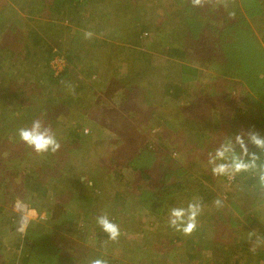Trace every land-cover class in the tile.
<instances>
[{
  "label": "rangeland",
  "instance_id": "1",
  "mask_svg": "<svg viewBox=\"0 0 264 264\" xmlns=\"http://www.w3.org/2000/svg\"><path fill=\"white\" fill-rule=\"evenodd\" d=\"M7 1L10 7L13 5L16 14L12 20L4 23V31H0V44L15 54L11 57L19 62L16 64L21 66L23 73L17 74L15 67L8 61L5 71L14 79L15 84L27 83L29 77L31 78L32 83L28 82L30 84L24 88H33L32 103L35 105L37 101H43L44 97L38 93L41 87L35 89L31 70L37 67L39 71L43 69L42 59L50 49V44L56 46L58 43L63 47L65 43L67 46L72 44L71 33H93L92 38L96 41L91 38L95 42L94 45L86 43L90 49L81 54L80 61L83 62L78 73L66 77L58 87L55 83L48 85L56 97L65 95L75 98L69 107L61 105L55 132H59L58 137H62L65 129L75 126L79 132L78 144L69 152H61L58 157L62 161L60 169L64 168V171L70 169L72 173L85 174L91 173V170L88 171L90 167L97 169L96 179L100 182H96L94 193L101 191L102 194L103 191L104 195L98 193L100 199L98 198L95 204L102 210L100 214H107L110 221L117 224L122 231L117 240H110L108 234L97 224L95 214L91 215L92 219L89 221L73 222L71 229L68 223L56 225V221H52V213L48 210L57 202L52 191L39 187V195L35 194L37 198H32V192L25 187L26 181L22 175L35 169L37 157L34 160L30 155V147L22 142L18 135H14L11 138V142L15 144L14 148L4 149L0 157L5 159L6 154L11 151L12 154H9L18 158L8 163L4 175V187L8 184L6 187L18 194L14 199L5 202L0 213V241L3 242L0 264H21L13 258L15 254L20 253L16 243L18 238L28 234L35 222L51 224L50 228L58 237H54L56 246L63 256L73 254L88 258L90 254V258H96L99 255L112 254L117 260L115 264H218L209 258V254L207 259L200 256L189 257L191 252L199 251V246L204 245L202 239L197 244L189 245L190 239L198 241L196 230L190 235H185L169 226V213L172 208H187L190 202L200 199L193 196L191 191L188 192L190 186L197 187V182H192L194 178L205 184L213 193L209 200L213 203L202 205V211L197 216V226L202 224L212 229L217 218L227 225L230 241L239 240L242 237L240 235H257L259 230L263 232L264 187L257 190L258 193L254 192L256 196L253 195L249 202L239 200V185L243 184L238 181L237 173L230 171L228 175H213L211 171L220 163L231 164V161L227 160V154L224 159L216 158V150L229 143L219 140L218 137H214L212 143H207L200 141L195 134L205 131L204 126L207 127L206 130L213 127L211 122L204 119L208 115L220 113L218 103L226 104V107L236 103L235 106L248 108V100L251 103L258 101L261 107L258 104L253 106L256 115L264 107V0H261V3L248 2L250 8L243 5L249 0H203V4L197 7H208L216 13L211 14L210 11L205 18L194 12V5L190 7L192 0H128V3L139 2L137 5L131 4L132 9L136 7L142 15L148 14L144 15L145 20L141 19L145 22L141 21L139 25H150L141 34L142 41L140 46L134 48L135 52L131 46L136 41V35L120 29L116 22L117 15L114 19L115 16L110 15L109 6L100 2L85 5L81 21L84 20L83 23L87 27L82 28L80 24H76V19H73V23L70 22V16L59 21L51 18L48 23L39 27L41 22H45L42 16L37 14L31 19L22 10L19 0ZM111 1L114 8L120 7L123 2ZM236 4L241 9V17L233 16L229 12ZM215 15L218 20L222 19L220 23L214 18ZM88 18L92 19L90 23H87ZM136 26L138 25L134 21L133 27ZM36 28L48 38L47 45L37 44V40L29 35V31ZM75 39L79 42L78 38ZM106 40L117 47L98 48L97 44H104ZM176 45L185 49L184 55L181 53L177 57L169 56L167 49ZM140 49L146 50L147 53H137ZM54 52L50 67L58 74L64 71L67 61L61 48L56 46ZM9 53L8 50L7 56ZM135 55L143 58L138 61L133 59ZM146 57L152 60L145 59ZM39 60L41 65L37 64ZM176 61L179 65L185 63L196 66L201 72L196 78L190 76L183 79L179 76L180 68L170 66ZM132 63L139 66H133ZM147 63L154 67L148 66ZM149 72L156 73L152 75ZM156 76V80L150 79ZM254 77L261 82L254 81ZM79 80L84 82L80 84ZM185 81L187 91L177 97L163 95L168 86L178 87ZM11 85L10 83L9 86ZM4 86L0 83V97L5 93L7 86ZM11 87L10 90L15 94L10 93L1 98L0 115L9 112L10 117H13L10 121H14L16 113H12L15 110H18L20 116L23 113L26 116L32 113L29 109L19 113V109L23 108L21 100L30 89L25 90L24 95L17 85ZM16 92L21 96L16 97ZM3 106H7L10 111L3 112ZM7 107L5 110H8ZM32 118L29 116V121H26L29 122L28 127H31ZM203 120L204 125H201ZM22 127L20 125L19 128ZM148 143H153L151 147L159 150L156 158H140L139 153L144 151ZM62 147L65 149L64 144L60 143V148ZM165 153L179 162V167L182 168L179 173L172 172L171 176L179 177L189 188L186 192L179 190L174 200L168 202L169 207L159 209L160 214L156 216L145 207L148 196L164 183L174 182L169 176L170 173H167V166H170L171 162L164 159ZM209 153L212 163H209ZM15 171L21 175H14L11 182L8 176ZM143 172L148 176L143 175ZM48 180L46 183H54L52 179ZM140 184L146 187L145 194L138 187ZM115 192L120 193L125 201L114 199ZM216 199H220V206L214 203ZM16 202L26 203L35 212H31L33 216L27 233L23 236L18 229L20 213L16 209ZM236 205H240V208ZM247 207L249 211H257L258 214L246 212ZM220 210L225 211L224 216ZM226 215L231 218L227 219ZM159 217H163L162 220ZM241 231L243 233H240ZM51 242L54 243L53 238ZM263 249L259 244L254 250L256 256H259ZM233 253L236 255L230 260V264H264V259L250 258L246 252ZM225 256L223 250L217 254L223 261ZM44 259L45 257L42 263L35 254L28 264H46Z\"/></svg>",
  "mask_w": 264,
  "mask_h": 264
},
{
  "label": "trees",
  "instance_id": "2",
  "mask_svg": "<svg viewBox=\"0 0 264 264\" xmlns=\"http://www.w3.org/2000/svg\"><path fill=\"white\" fill-rule=\"evenodd\" d=\"M21 2V8L23 11L26 12L30 17L33 18L35 15H40L44 19V23L41 22L39 24V27L43 24H46L49 22V19L53 18L56 20H63L66 16H70V22L73 23V19H76L80 26L82 28H86L87 25L81 19L83 18V15L85 13V5L91 2H100L105 6H109L110 8V15L113 14L115 16L114 19H116L117 15V25L120 26V29L126 31L127 33H134L136 35V41L131 46L133 48V52H135L134 48L136 46H140L141 44V34L144 33L147 27H149L147 24H140L144 18V15L148 14H141V11L135 7V9L131 8V4L137 5L139 2L134 3H128V0H123L121 6L114 8L113 1L111 0H19ZM251 1H256L258 3H261V0H249L244 2V6L247 8L249 3ZM249 2V3H248ZM127 3V4H126ZM186 3V2H185ZM13 6V5H12ZM9 6V1L4 0L3 2H0V31H4L5 28V22L12 20L15 17L16 12L14 13L15 8ZM193 4H191L192 8ZM217 9V7H215ZM250 8V6L248 7ZM195 13L199 14L202 18L206 17L207 13L216 14L215 10H210L208 7H194ZM232 11H229L231 15L240 16L242 14L240 7L238 4L234 6ZM80 12L82 14H80ZM173 14V12H172ZM218 14V12H217ZM221 13H219L220 15ZM27 15V16H28ZM211 16V15H210ZM215 15L214 18L217 19ZM212 17V16H211ZM12 18V19H11ZM226 17H223V19ZM212 19V18H211ZM145 20V19H143ZM218 20V19H217ZM222 19L218 20V23L221 22ZM92 19L87 20V23L91 22ZM136 21V27H133V23ZM145 22V21H142ZM42 27V26H41ZM234 27V26H232ZM51 28V27H50ZM141 28V29H140ZM76 30V29H75ZM78 32V34H76ZM136 32V33H135ZM75 34L77 36H75ZM29 35L33 36L35 40H37V44L43 43L41 45H47L48 44V38L41 32L39 28L33 29L29 31ZM55 36V35H54ZM71 36V37H70ZM70 41L72 44L65 45L63 44V47L57 43L56 46L61 48L63 52V56L65 57L67 61V65L64 69V71L60 73H55L53 71L52 67H50V61L54 57V48L56 46H53V44H50V49L47 51L46 56H43L42 61L44 62L42 64V68L40 71L37 68H34L31 70L32 72V78L34 79L35 83V89L41 87L40 90H38L39 95L41 97H44L43 101H37V105L32 103L33 99V88L34 86H31L30 88H24L27 86V84H30L32 82L31 78L29 77L27 83H13L14 79L9 77V73H6L5 66L7 65V61L15 67V72L17 74L23 73L20 69V65H17L12 58V55H15L10 49H7V47H2L0 44V83L5 86V93H3V97H0V103L1 98H5V96L10 95V93L15 94V92H12L10 89L11 86L17 85V88L21 90V93L25 95V90L30 89V92L27 95H25L24 99L21 100L22 107L19 109V113L22 110L29 109V112L32 113L28 114H21V116L18 114V110H13L15 115V120L10 121L13 117L9 115V112L4 113L0 115V157L1 153L4 149L7 150V148H14V143L11 142V138L14 137V135H18V129H20V125L23 127H28V123L26 122L28 120L29 116H32L33 120H40L42 124L45 127L51 128L53 134L55 135L56 139L59 140V143H63L65 146V149L62 147L55 153L48 151L43 153H37L32 148H30V155L31 157L38 162L35 164L34 170H29L27 173L25 172L22 177L26 181L25 187H27L32 193V198H37L36 195H39V187L42 189L47 188V190H51L53 193V196L57 199V202L53 204V206L49 207L50 213H52V221H56V225L59 223H62L63 225L68 223L70 224V229L72 228L73 222H84L89 221L92 219L91 215L95 214L96 218L97 216L101 215L99 207L95 204V201H98V198L100 199L101 191L94 193L97 186L96 182H100L97 178V169L95 167H90L88 171L91 170V173H81L78 174V172L72 173L70 169L65 170L60 169V164L62 165V161L60 159L61 152H69L71 148L74 147L75 144H78L77 141L79 139V132L75 128V126L71 128H67L64 131V136L58 137L60 135L59 132H55L57 123L56 119L61 112V105L70 106L73 104V97L71 96H60L56 97L55 94L52 93L53 90H51L48 85H51L53 83L56 84L58 87L59 84L63 83L66 77L76 75L78 73V70L82 68V61H80L81 54H83L84 51H88L90 48L86 45V43H90L94 45L95 42L92 41V39L95 40V38L86 39L84 33L81 31H76L70 34ZM75 38H78L79 42L76 41ZM96 41V40H95ZM84 45L86 47H84ZM98 48L103 49L106 46H109L110 49L117 47L115 44L110 43L108 40L104 42V44H97ZM131 48V49H132ZM9 50V55L7 56ZM167 54L169 56H179L181 53L184 55L185 49L183 47H180L178 45L170 47L167 49ZM139 54L145 55L147 53L146 50L140 49L137 51ZM11 54V55H10ZM152 56V55H151ZM11 58V59H10ZM87 55L84 56V60H86ZM143 57H140L139 55H135L133 59L141 60ZM145 59L152 60L150 57H146ZM238 60V57H236ZM12 61V62H11ZM99 61V60H98ZM248 61V60H247ZM250 60L248 61V63ZM8 63V64H9ZM41 65V60L38 61V65ZM21 64V63H20ZM136 63H132L133 66L138 67L139 65H135ZM148 64V63H147ZM221 64V63H220ZM148 66H152L151 64H148ZM170 66H175L180 68L179 69V76H181L183 79L186 77L193 76L191 78H196L200 74L201 71L196 66L188 65L185 63H179L176 61L175 63H172ZM154 67V66H152ZM9 68V67H7ZM134 68V67H133ZM150 68V67H149ZM231 68V66H230ZM133 72V71H132ZM230 72V71H229ZM152 73V72H149ZM154 74L156 72H153ZM152 73V75H153ZM160 78V77H158ZM150 79H157L156 77H150ZM189 79V78H188ZM264 80V78H262ZM70 80V78H69ZM261 82L257 77H254V81ZM249 81V79H248ZM30 82V83H28ZM84 81L79 80V83L82 84ZM186 82H181L180 85L174 86L170 85L168 86L163 92V95L169 96L172 95L174 97H177L182 92L187 91ZM251 82V81H250ZM10 83L12 84L11 86ZM40 85V86H38ZM254 85V84H252ZM4 86V87H5ZM65 86V85H64ZM128 88L131 89V87L128 85ZM60 88V87H59ZM64 87L62 86L61 89ZM184 88V90H183ZM60 89V90H61ZM66 93V92H65ZM13 96V95H12ZM21 96L20 93L16 92V97ZM61 99V100H59ZM39 102V103H38ZM236 103L228 105L226 107V104L218 103L219 105V112L217 115H208L206 119L213 125L212 128L207 129V127H203V130L205 131H198L195 136L197 138H200V141H204L207 143H212L214 137H218L219 140L226 141V143H229L224 147V149H227L225 151V154H227V160L229 159L232 162L233 156L240 157L244 160L245 163L251 162V154L255 153L259 156V159L256 160V167L255 168H249L248 171H241L237 173V179L239 182H242V186L239 185L240 192L237 194L239 200H247L248 202L251 200L254 192L258 193L257 190H260L262 188L259 184V175L262 169H264V148H261L257 145H255L252 142V136L256 135L258 139L264 140V107H262V110L258 113V115L255 114L253 109L255 108L253 106H257V104L260 106L258 101H255L251 103V101H247L248 108L246 107H240L235 106ZM252 104V105H251ZM5 107L3 106V112L10 111L5 110ZM261 107V106H260ZM223 108V109H222ZM256 111V110H255ZM204 120L201 122V125H204ZM29 121V120H28ZM26 123V124H25ZM25 124V125H24ZM173 125V124H172ZM55 132V133H54ZM237 136H240L241 139L244 141L245 147L248 149V155H245L243 150L241 149L240 144L237 142ZM231 138V140H229ZM153 143H148L145 145L143 152H140L139 156L140 158H145V156H152L157 157L159 150L152 148L151 146ZM7 153V152H6ZM11 153V151L9 152ZM7 153L5 159H0V213H2V210L5 206V202L9 201L10 199H14L15 196H17V192L10 191L6 186H9L8 184L4 187V175L6 173V167L8 166V163L12 160H18L17 157L11 156V154ZM93 153H95L93 151ZM64 154V153H62ZM57 158H59V161H57ZM165 160L170 161V166H167V169L170 173L169 176H171L172 172H180L182 170L179 162H176L175 160L171 159L168 153H165ZM31 162V161H30ZM92 166V165H91ZM66 169V168H65ZM25 169H22L24 171ZM23 173V172H22ZM17 174H20L19 172L15 171L9 174L8 178L11 181V179L14 180V175L17 176ZM148 176L147 173L143 172V175ZM21 175V174H20ZM85 176L87 179L85 180ZM21 177V176H20ZM174 182L168 181L164 183L157 191H153L149 196L148 200L146 201L145 207L148 208L149 211H152L155 213V215H159L160 212L159 209L165 207H169V201L171 199L174 200L176 193L180 190L181 192H186L189 188L188 185L185 186L184 183H182V179H179V177H176L174 175L171 176ZM50 178L52 179L54 183H46V181ZM96 179V181H95ZM169 180V179H168ZM49 181V180H48ZM12 182V181H11ZM192 182H197L195 188L190 186V189L188 190L193 193V196L196 198H200L199 201L202 203V205L206 203H213L210 200V197L213 195L211 191L208 190L207 187H205V184H203L201 181H198L197 178H194ZM40 184V185H38ZM48 187H51V189H48ZM142 189V191H147L143 185H138ZM185 189V190H184ZM2 190V191H1ZM92 191V192H90ZM93 193V194H92ZM36 194V195H35ZM104 195V192L102 191V194ZM114 199L116 200H124V198L121 196L120 193L115 192ZM125 201V200H124ZM236 202V201H235ZM237 208H240V205H236ZM74 208V209H72ZM249 208L247 207L246 212L249 211ZM169 210V209H168ZM161 211V210H160ZM159 212V213H157ZM222 213V216H224V210H220ZM245 212V213H246ZM250 213L258 214L257 211H249ZM109 215V214H108ZM156 215V216H157ZM162 218L163 217H159ZM227 219H230V215H226ZM228 221V220H227ZM96 222V221H95ZM19 225V222H18ZM51 225V224H50ZM50 225L46 222H35L30 229L28 234L24 235L23 238H18L17 241V247L20 250V253H17L13 256L16 262L17 260L21 264H28V262L34 258V255L37 254L39 257V261L43 258L44 262L46 264H90V261L92 259H95L94 257L90 258V254L88 255V258L81 257L79 255H62L60 254V249L56 246L55 238L56 235L53 233V229L50 228ZM264 227V225H263ZM227 225L224 224L222 221L216 218L212 225V229L204 227L202 224L196 227V235H197V242L190 239L189 245L197 244L201 239L204 242L203 246H199L201 249L197 252H191L189 254V257H202L204 259H207L208 254L210 255V259L215 260L218 264H223L226 262V264L231 263V259L236 255L233 252H239L240 253H247V256L250 258H258V259H264V249L263 252L261 251V254L259 256H256L254 250L258 247L260 244L262 247H264V228L263 232L259 230V233L257 235L255 233L246 234V235H240L242 236L239 240L234 239L233 241H230L229 239V230L227 229ZM76 229V228H75ZM122 230H120L121 232ZM78 233V231L76 230ZM27 233V232H26ZM52 233V234H51ZM240 233H243L241 231ZM52 238L54 240V243H52ZM58 238V237H56ZM121 240V239H120ZM113 243V242H112ZM114 244V243H113ZM117 244V243H115ZM3 242L0 241V249L2 248ZM199 245V244H198ZM195 247V246H194ZM223 247V248H222ZM222 248V249H221ZM224 251L226 253V256L224 258V261L217 257L218 252ZM91 251V250H89ZM231 253H233L231 255ZM93 256V255H92ZM56 258V259H55ZM96 258L105 259L107 263L115 264L117 262L114 255L109 254V256L106 255H99ZM14 264V262H13Z\"/></svg>",
  "mask_w": 264,
  "mask_h": 264
},
{
  "label": "clouds",
  "instance_id": "3",
  "mask_svg": "<svg viewBox=\"0 0 264 264\" xmlns=\"http://www.w3.org/2000/svg\"><path fill=\"white\" fill-rule=\"evenodd\" d=\"M194 6H201L203 0H192ZM86 39H90L93 35L91 32L84 33ZM87 132V130H85ZM18 136L22 142L28 147L32 148L37 153L51 151L55 153L60 148V143L53 134L51 128L45 127L40 120H34L31 127H22L18 129ZM237 142L240 144L241 149L245 155H248V149L244 145L243 139L237 136ZM252 142L264 148V140L258 139L256 135L252 136ZM227 149L221 148L216 150V158L224 159L225 151ZM209 163H212L211 153H209ZM251 162L245 163L240 157L233 156L231 164L220 163L211 169L213 175H228L231 173H239L241 171H248L249 168L256 167V160L259 156L255 153L251 154ZM259 184L264 187V169L261 170L259 175ZM214 203L217 206L221 205L220 199H216ZM202 203L199 200L190 202L187 208H172L169 213V226L178 232L185 235H190L197 226V216L202 211ZM97 224L102 230L108 234L110 240H117L120 236L119 226L110 221L107 214H102L96 218ZM90 264H107L105 259L95 258L90 261Z\"/></svg>",
  "mask_w": 264,
  "mask_h": 264
},
{
  "label": "built area",
  "instance_id": "4",
  "mask_svg": "<svg viewBox=\"0 0 264 264\" xmlns=\"http://www.w3.org/2000/svg\"><path fill=\"white\" fill-rule=\"evenodd\" d=\"M15 206H16V209L19 210V213H20L19 215V219H20L19 226L20 227L18 229L20 230L23 236L27 231L31 217L33 216L31 213L33 210L31 209L29 205H27L26 203L24 204L22 202H16ZM33 214H35V212Z\"/></svg>",
  "mask_w": 264,
  "mask_h": 264
}]
</instances>
